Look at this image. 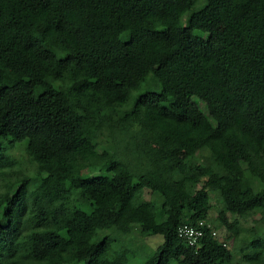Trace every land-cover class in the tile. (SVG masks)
Here are the masks:
<instances>
[{
    "label": "trees",
    "instance_id": "16d2710c",
    "mask_svg": "<svg viewBox=\"0 0 264 264\" xmlns=\"http://www.w3.org/2000/svg\"><path fill=\"white\" fill-rule=\"evenodd\" d=\"M210 194L264 264V0H0V264H233Z\"/></svg>",
    "mask_w": 264,
    "mask_h": 264
},
{
    "label": "rangeland",
    "instance_id": "374dc122",
    "mask_svg": "<svg viewBox=\"0 0 264 264\" xmlns=\"http://www.w3.org/2000/svg\"><path fill=\"white\" fill-rule=\"evenodd\" d=\"M186 14L183 15L182 19L183 22L185 21ZM48 81H53L54 79V73L51 72L49 76L46 77ZM6 83L12 82L10 77L5 78ZM150 145L151 148L160 150L165 153H170V154H179L182 155V150L178 147H175L173 145H167V146H160L158 144V140L156 138H151L150 139ZM102 148L113 151L115 146L111 140H107L106 137L101 136L100 138V145L99 149L101 150ZM14 157L17 159L19 165L18 168H21L23 171H27V155L24 151L23 144H18L17 147L14 150ZM85 172H88L87 170H84ZM30 172V171H29ZM198 184H196L197 186ZM150 192L148 189H144L142 198L143 199H149L150 198ZM210 199V219L215 221L214 218L217 216V209L219 206V203L216 201L215 197L213 194H210L209 196ZM259 212L255 211L251 216H249L247 219H241L237 225L236 231H233L234 229H229L224 225H220L218 223L215 224L217 225L214 229V234L216 237H218L220 240H225L226 244L228 247L231 248L232 252L234 253V260L233 264H259L256 263L250 258L247 257L248 254H245L244 252L238 250L235 248L236 245H238L242 239L245 237L249 236L253 228L255 227L256 219L259 218ZM228 218L229 214H228ZM125 239V238H124ZM129 243L128 247L136 250L139 253H148L150 249H154L161 241H162V236L161 235H142L139 230L135 229L132 234L129 237ZM127 241V240H124ZM264 256V252L262 254ZM137 261L136 259H132L131 264H135Z\"/></svg>",
    "mask_w": 264,
    "mask_h": 264
},
{
    "label": "built area",
    "instance_id": "2783aa9c",
    "mask_svg": "<svg viewBox=\"0 0 264 264\" xmlns=\"http://www.w3.org/2000/svg\"><path fill=\"white\" fill-rule=\"evenodd\" d=\"M199 224L202 225V222ZM177 234L187 239L189 244L194 245L202 235V230L199 227L184 223L177 229Z\"/></svg>",
    "mask_w": 264,
    "mask_h": 264
}]
</instances>
